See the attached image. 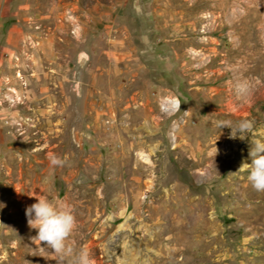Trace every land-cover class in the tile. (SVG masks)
Listing matches in <instances>:
<instances>
[{
	"label": "rangeland",
	"instance_id": "rangeland-1",
	"mask_svg": "<svg viewBox=\"0 0 264 264\" xmlns=\"http://www.w3.org/2000/svg\"><path fill=\"white\" fill-rule=\"evenodd\" d=\"M252 139L264 0H0V264H56L36 197L75 215L65 264H264Z\"/></svg>",
	"mask_w": 264,
	"mask_h": 264
},
{
	"label": "clouds",
	"instance_id": "clouds-1",
	"mask_svg": "<svg viewBox=\"0 0 264 264\" xmlns=\"http://www.w3.org/2000/svg\"><path fill=\"white\" fill-rule=\"evenodd\" d=\"M177 110L180 104L177 101ZM218 127H228L231 132L229 139H245L251 134L254 136V121L243 120L233 128L230 122H221ZM250 151L251 164L242 162L239 171L250 170L248 180L258 192H264V140L252 139ZM219 150L215 146V156ZM50 162L54 166H63L64 159L53 156ZM37 202L28 206L25 210L30 228L37 230L34 238L43 242L56 256V264H65V258L73 254V248L67 243L76 227V218L70 206H57L47 198L36 197ZM75 264H94L86 250H81Z\"/></svg>",
	"mask_w": 264,
	"mask_h": 264
},
{
	"label": "bare ground",
	"instance_id": "bare-ground-1",
	"mask_svg": "<svg viewBox=\"0 0 264 264\" xmlns=\"http://www.w3.org/2000/svg\"><path fill=\"white\" fill-rule=\"evenodd\" d=\"M32 256H33V255L31 254V257H30V259H29V260H32ZM55 259H56V256H55Z\"/></svg>",
	"mask_w": 264,
	"mask_h": 264
}]
</instances>
